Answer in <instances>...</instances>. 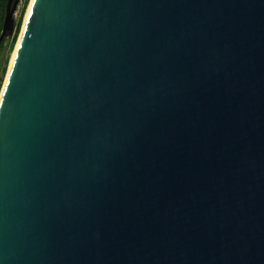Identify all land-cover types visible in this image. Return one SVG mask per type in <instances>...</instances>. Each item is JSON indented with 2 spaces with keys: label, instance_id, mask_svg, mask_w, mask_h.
Here are the masks:
<instances>
[{
  "label": "water",
  "instance_id": "obj_1",
  "mask_svg": "<svg viewBox=\"0 0 264 264\" xmlns=\"http://www.w3.org/2000/svg\"><path fill=\"white\" fill-rule=\"evenodd\" d=\"M0 264H264V0H33Z\"/></svg>",
  "mask_w": 264,
  "mask_h": 264
},
{
  "label": "rangeland",
  "instance_id": "obj_2",
  "mask_svg": "<svg viewBox=\"0 0 264 264\" xmlns=\"http://www.w3.org/2000/svg\"><path fill=\"white\" fill-rule=\"evenodd\" d=\"M31 1L32 0H21L19 2L16 13L14 15V19H15L14 32L11 36L6 37L4 39L6 40V43L3 49L0 51V97L3 91V87L6 81L9 67H10L17 43L20 38ZM18 24H20V31L17 33V36L14 38V34H15Z\"/></svg>",
  "mask_w": 264,
  "mask_h": 264
},
{
  "label": "trees",
  "instance_id": "obj_3",
  "mask_svg": "<svg viewBox=\"0 0 264 264\" xmlns=\"http://www.w3.org/2000/svg\"><path fill=\"white\" fill-rule=\"evenodd\" d=\"M8 0H0V35L2 33V29H3V22H4V17H5V11H6V6H7ZM20 31V24H18L15 34H14V38L17 36V33ZM6 43V40H4L2 42V44L0 45V51L3 49L4 45Z\"/></svg>",
  "mask_w": 264,
  "mask_h": 264
},
{
  "label": "bare ground",
  "instance_id": "obj_4",
  "mask_svg": "<svg viewBox=\"0 0 264 264\" xmlns=\"http://www.w3.org/2000/svg\"><path fill=\"white\" fill-rule=\"evenodd\" d=\"M32 6H33V0L31 1V3H30V7H29V10H28V12H27V16H26V19H25V22H24V25H23V29H22V32H21V35H20L19 41H18V43H17V46H16V49H15V52H14V55H13V58H12V61H11L10 67H9V71H8V74H7V77H6V81H5V84H4V87H3V91L5 90V87H6V84H7V80H8V76H9V74H10V71H11V68H12L13 62H14V60H15V57H16V54H17V51H18V48H19V44H20L21 38H22V33H23V30H24V26H25L26 21H27L28 18H29V15H30V13H31ZM3 91H2V93H3ZM1 96H2V94H1ZM0 100H1V97H0Z\"/></svg>",
  "mask_w": 264,
  "mask_h": 264
}]
</instances>
